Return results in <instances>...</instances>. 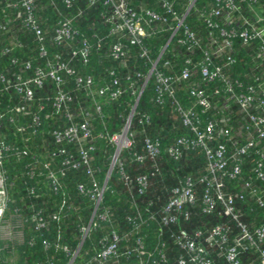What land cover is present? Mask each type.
I'll list each match as a JSON object with an SVG mask.
<instances>
[{"label": "built area", "instance_id": "2783aa9c", "mask_svg": "<svg viewBox=\"0 0 264 264\" xmlns=\"http://www.w3.org/2000/svg\"><path fill=\"white\" fill-rule=\"evenodd\" d=\"M60 1L65 9L73 8L76 2ZM156 1L159 12L142 6L133 8L129 0H88L89 6L101 2L107 9L101 19L108 33L106 36L93 34L92 41L80 34L73 19L61 17L50 41L66 48L62 58V54L49 57L46 32L36 16V0H0V61L7 60L0 69V95L12 93L17 99L0 111V129L7 122L18 138L17 143H7L0 138V221L8 204L4 162L13 157L16 161H29L24 165V178L41 187L43 183L47 188V192L43 190L40 194L32 186L27 188L30 199L42 197L45 207L29 205L27 217L23 216L27 229L41 234L56 225L54 241L44 237L41 245L44 251L53 249L63 253L68 257L67 264H119L121 257L130 259L133 264H264V221L248 227L240 219L242 208L239 206L250 205V211L255 208L264 218V0ZM81 14L78 12L76 17ZM190 18L206 31L204 39L197 37L187 25ZM13 26L18 33L33 37L35 59L17 56L18 51L25 49V44L14 32L8 37ZM161 33H170V36L152 60L143 42ZM105 38L110 39L107 57L126 66L131 52L128 44L132 45L137 56L149 65L147 74L133 71L122 79L114 68H109L106 71L108 80L103 83L91 75L81 74L75 63L87 66L92 54L102 50ZM180 51L185 54L178 73L166 74L159 69L161 59L164 68L170 66L164 59L165 53ZM238 52L248 56L251 62H247L240 75L233 77L227 72L237 63ZM239 76L245 78V82ZM66 78L73 81L74 92H82L93 114L100 118L104 105L125 94L134 98L119 133L93 134L89 121L93 114L89 115L90 111L84 108L72 111L73 95L66 90ZM150 80L154 85V102L161 105L168 96L174 115L188 131L165 147V156L179 162L190 153H202L206 173L196 181L190 177L180 180L155 212H152L155 207L152 200L144 198L140 204L137 199L148 194L152 178L160 177V141L145 135L143 128L141 151L137 152L131 129L137 103ZM137 81H142L139 91ZM178 85L186 87L185 105L176 97ZM207 85L212 86L210 92L204 89ZM37 91L41 95H37ZM214 99L219 100V104H215ZM48 108L50 114H44ZM231 111L236 115L231 116ZM53 115L62 117L64 124L43 129V120ZM77 117L80 121L75 122ZM144 121L148 122L146 116L138 119L139 125ZM38 135L49 136L55 149L48 148L43 139L41 154L32 155L30 143ZM98 139L106 141L113 149L102 183L92 165ZM68 146H73L74 152ZM125 152L126 156L122 157ZM246 161L251 164L248 174L244 170ZM128 163L139 167L147 164L148 168L145 173L133 177L125 169ZM40 167L42 170L38 171ZM114 169L117 181L134 208V214L126 219L133 229L153 222L158 230L155 243L147 249L145 238L140 236L134 241L133 250L123 251L120 244L125 236L111 230L98 240L93 254L80 262V249L86 237L108 220V209L102 203ZM71 170L82 171L87 177L86 183L75 185V191L91 205L88 223L78 226L80 240L74 251L61 243L59 227L74 210L62 183ZM38 177H43L44 181H37ZM48 192L59 196L49 211ZM14 210L21 214L20 209ZM195 211L202 216L215 214L221 221L192 231L180 227L192 219ZM171 226L179 227L171 235L179 251L173 261L169 260L163 241L164 229ZM35 241L32 236L26 238L25 243L32 247ZM53 261L48 260V264Z\"/></svg>", "mask_w": 264, "mask_h": 264}, {"label": "trees", "instance_id": "16d2710c", "mask_svg": "<svg viewBox=\"0 0 264 264\" xmlns=\"http://www.w3.org/2000/svg\"><path fill=\"white\" fill-rule=\"evenodd\" d=\"M208 0H205V2ZM130 5L133 8H138L139 6L153 11H160L159 6L157 5L156 0H129ZM82 12L81 16H77L78 12ZM107 9L103 6L101 2H97L93 6L88 5V0H76L73 8L65 9L64 5L60 0H36V16L39 20L41 27L46 32L47 49L49 57H53L55 54L66 55V48L56 46L50 41L53 28L55 27L57 21L61 17H69L73 19V25L78 29L81 35L86 36L92 39L93 34L100 36H106L108 33V27L104 24L101 19V15L106 13ZM187 25L191 28L192 31L197 35V37L204 39L206 31L199 25L198 22H195L192 18L187 20ZM170 33H161L155 34L144 40L143 44L149 50L150 57L152 60H155L159 51L163 45L167 42ZM19 39L25 44V49L23 51H18L17 56L20 58L31 57L35 59L37 57V52L35 50V43L33 37L30 34L20 32L18 34ZM105 43L103 48L98 53H93L90 57L89 64L85 67H80L78 63H75L76 67L80 69V73L83 75H91L94 80L103 83L108 80L106 71L109 68H114L122 79L125 75H132L133 71H137L141 74H147L149 65L145 61L140 59L136 54V48L132 45L128 47L130 49V56L128 57V62L126 66H120L117 62L112 61L109 57L106 56L108 45L110 39L105 38ZM126 42V41H124ZM174 45V40L171 41V47ZM178 50V49H177ZM184 52L181 51L176 54L171 52L164 54V59L169 62L170 66L168 69L163 67L164 60H160L158 63L159 69L165 72L166 74L178 73L181 68L182 59L184 57ZM237 63L227 72L233 77H237L246 67L247 62H251L248 56H245L243 53L238 52ZM7 63V60L0 61V69H2ZM239 79L245 82V78L239 76ZM66 90L70 91L73 95V102L70 104L72 111L78 112L80 108H84L86 111H90L93 114L91 104L84 97L82 92H74L73 81L70 78H66ZM137 91L141 87L142 81H137ZM124 85V81L122 80ZM176 97L177 99L185 105L186 101V87L185 86H176ZM207 92L212 90L211 85L204 87ZM48 93H51L49 90ZM37 95H41L40 91H37ZM154 85L152 80L146 85L144 90L141 93L139 101L136 106L135 114L132 118L131 129L134 131V150L137 152L141 151V143L143 139L142 129L145 130V135L154 139L158 138L161 145V173L159 179L156 177L151 179V187L148 194L139 198L138 203L141 204L142 200L148 199L152 200L155 203V207L152 212H155L161 203H163L168 196V192L171 188L176 187L179 181L183 178L190 177L194 181L198 179L199 176H202L205 173V161L202 153H190L185 155V157L179 162H173L170 158H167L164 154V149L168 146L175 138L188 134L186 128L181 124L179 118L174 115L173 108L171 105V99L166 96L165 102L161 105H157L154 102ZM17 102L16 97L10 94L0 95V111H4L7 105L14 104ZM215 104H219V100L214 99ZM134 103V98L125 94L122 98L118 99L113 103L104 105L102 108V118L93 114L89 119L90 127L94 135H97L100 132H107L108 134L119 133L122 129L126 118L130 113L131 106ZM50 114V109H46L44 114ZM231 116L236 115L234 111L230 112ZM146 116L148 122H143L142 126L139 125L138 119ZM43 119V116H42ZM75 122L80 121V117L74 119ZM43 129H49L54 125H63L64 119L60 116H48V119L43 120ZM0 138L7 143L17 142V138L13 135L12 126L3 123L2 128L0 129ZM43 139L44 143L48 145V148L54 150L55 147L50 139V137H42L38 135L30 143V149L32 155L41 154ZM70 151L74 152L73 146L67 147ZM95 152L93 153L92 165L97 169L96 177L99 183H102L106 171L109 166L110 157L113 153V149L107 145L106 141L96 140L95 141ZM126 152L123 153L122 157L126 156ZM29 162V161H27ZM26 161H16L13 157H8L4 162V168L7 175L8 183V196L10 198V203L8 205V210L10 214H13L15 208L20 209L21 213L27 217L29 212V205L35 204L38 208H43L42 197L31 198L27 194L28 187H34L37 194H40V184H35L32 181L24 178V165ZM251 165L250 161L245 163V173H249L248 166ZM148 168V165L144 167H139L133 164L128 163L125 166L126 171L133 177L139 173H145ZM40 167L38 171H41ZM43 177H38L37 181L42 180ZM26 182V183H25ZM86 183L87 177L82 171H69L66 177L63 179L64 191L67 192L68 200L71 205L74 206L66 221L60 223V231L62 233L61 243L68 245L71 251L76 250L79 240L80 232L79 225H86L88 223L91 205L90 203L78 196L75 191V185L77 183ZM42 186L44 187L45 185ZM107 190L103 196V207L108 209V220L106 222H101L99 224V229L91 232L88 237H86L83 245L80 249V256L82 257L80 262H84L87 256L93 254L94 248L97 247V242L100 238L108 234L109 231L114 230L119 236H125L124 240L121 242L120 247L123 251L133 250L134 241L143 236L145 240V245L147 249H151L155 243L156 234L158 232L157 227L153 222H149L147 226L143 225L138 229H133L131 224L126 219L127 216L134 214V208L132 207V201L129 199V196L126 195L123 188L117 181V175L115 169L112 172V175L107 184ZM46 190V186L44 187ZM201 187H198L200 190ZM47 192V191H46ZM59 200V196H52L48 192V204H50L51 199ZM145 198V199H144ZM25 207L22 208V206ZM239 205V203H238ZM43 206V207H42ZM241 209L240 219L248 227L253 228V226L264 221L262 214L253 208L252 211L250 205H239ZM52 207V206H50ZM143 208V205L139 206ZM45 208V207H44ZM49 211V210H48ZM192 219L189 222H185L180 225L187 231H192V229H200L204 226H211L216 223H220L221 217L217 215L212 216H202L199 212L195 211L192 214ZM223 221V220H222ZM27 227V225H25ZM28 228V227H27ZM25 229L26 238L35 237V245L30 247L27 243L20 248V256L22 264H48V260L54 259L53 264H67L68 257L63 253H56L53 249L44 251L41 240L45 237L53 242L56 237L57 227L52 225L51 229L47 232L41 234L34 233L30 229ZM178 226H171L169 229H164L163 231V241L165 242V250L168 254L169 260L173 261L174 257L179 254V251L174 243L172 234H175L178 231ZM249 228V229H250ZM252 230V229H250ZM122 252V251H121ZM28 261H31L28 263ZM119 264H133V261L130 259L127 261L124 257H121V262Z\"/></svg>", "mask_w": 264, "mask_h": 264}, {"label": "rangeland", "instance_id": "374dc122", "mask_svg": "<svg viewBox=\"0 0 264 264\" xmlns=\"http://www.w3.org/2000/svg\"><path fill=\"white\" fill-rule=\"evenodd\" d=\"M13 27L14 28L11 29V32L9 33L8 37L13 32L14 35L19 34L17 30H14L17 27L15 26ZM13 143H17V142H13ZM44 187L42 186L40 188V192H43V190L45 189ZM10 202L11 201L8 196V204L5 210V214L2 220L0 221V264H22L19 250L21 247L24 246L26 240L25 229L27 227L25 226L23 219V216L24 217L26 216L25 214L23 215L22 213L20 214L19 212H15V210H14V214H10V210H8V205ZM55 203H56L55 200L52 198L50 200V204H48V210L52 209ZM22 230L23 232H21ZM30 262L31 261H28V263Z\"/></svg>", "mask_w": 264, "mask_h": 264}]
</instances>
